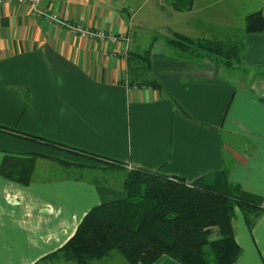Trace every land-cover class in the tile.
Listing matches in <instances>:
<instances>
[{"label":"crops","instance_id":"1","mask_svg":"<svg viewBox=\"0 0 264 264\" xmlns=\"http://www.w3.org/2000/svg\"><path fill=\"white\" fill-rule=\"evenodd\" d=\"M136 1L41 0L39 10L62 24L31 6L0 5V126L123 165L102 172L118 184L69 176L63 162L89 160L0 133V264H55L49 256L94 207L123 198L133 170L192 183L227 169L242 196L264 207V36L245 32L247 17L264 8H243L264 0H194L189 12ZM99 30L118 40L94 37ZM177 34L240 46L241 62L228 69L184 53L169 44ZM148 51L158 86H130L129 58ZM7 156L35 162L30 185L2 176ZM91 171L100 173L83 172ZM234 228L242 249L234 264H264V213L250 229L237 211Z\"/></svg>","mask_w":264,"mask_h":264},{"label":"trees","instance_id":"2","mask_svg":"<svg viewBox=\"0 0 264 264\" xmlns=\"http://www.w3.org/2000/svg\"><path fill=\"white\" fill-rule=\"evenodd\" d=\"M177 12H189L194 0H170ZM247 36H264V13L246 19ZM169 44L184 53H197L228 69L241 62V48L221 42L195 41L181 35ZM151 52L129 58L130 86H153ZM0 133L67 151L108 169L120 170L115 160L20 133L0 126ZM70 170L90 168L63 162ZM85 167V168H84ZM35 162L6 157L4 178L28 186ZM239 211L250 229L264 207L242 196L240 186L230 182L229 171L203 177L192 183L160 172L133 170L124 182L122 199L94 207L83 219L74 237L48 259L67 264H94L115 254L128 264H155L168 256L179 264H234L242 255L236 241L234 220Z\"/></svg>","mask_w":264,"mask_h":264},{"label":"rangeland","instance_id":"3","mask_svg":"<svg viewBox=\"0 0 264 264\" xmlns=\"http://www.w3.org/2000/svg\"><path fill=\"white\" fill-rule=\"evenodd\" d=\"M171 3L172 2L170 0H137L134 3V8H170L169 4H171ZM244 3L245 4H244L243 8H264V4L260 1H258V2L249 1V2H244ZM224 5L226 8H234L233 4H230V3H226ZM234 5L236 6V4H234ZM151 11H152L151 9H148L147 11L144 12V14L147 15ZM147 20H148V22L152 23L153 26L155 25L154 24L155 21L158 22V20L156 18H154L152 14L150 15V17L147 18ZM166 23L170 24V26L168 27L169 29H174V21L167 20ZM168 28H166V29H168ZM245 29H246V22H245ZM173 38H174V36H173ZM77 162H80V161L77 160ZM87 162H89V165H86V166H90V168L83 169L82 171L81 170H65L64 172L69 174V176L84 175L85 177H87V178L89 177L90 179H99V181L100 180L105 181L107 179V181H109V182L113 181L116 184L120 183L119 180L116 178L117 176L112 178L111 176L105 174V172L102 173L105 170L110 171L112 169H108L107 166L100 164V163L93 162V161H87ZM74 165H77V164H74ZM87 169H90V170L98 169L100 171V173L99 172L94 173L93 171H91L90 173L89 172H83L84 170H87ZM114 171L115 170H112V172H114ZM92 174H93V176H92ZM116 174H118V173H116ZM51 176L54 177L55 174H52ZM122 176L123 175H120L119 177H122ZM53 261L55 262V264H67L61 260H56V261L53 260ZM94 264H128V263L123 257H121L118 254H115L111 260L104 261V262H95Z\"/></svg>","mask_w":264,"mask_h":264},{"label":"built area","instance_id":"4","mask_svg":"<svg viewBox=\"0 0 264 264\" xmlns=\"http://www.w3.org/2000/svg\"><path fill=\"white\" fill-rule=\"evenodd\" d=\"M12 3H19L20 5H23V6H31L33 8L35 14L38 17L44 18V19H46L49 22L62 24L60 18L56 14H54L53 12H50V11H40L39 10V5L41 3V0H0V5L12 4ZM64 25H66V24H64ZM66 26H68V25H66ZM79 29L80 28H78V29L74 28L73 30H76V31H80L81 32V30H79ZM92 35L94 37H97V38L101 39V40H104V39H107V38L110 39V40H112L113 42H116L118 40V37L116 35H113V34L112 35H109V34H107L103 30H99V31L93 33ZM129 40L130 39L128 37L125 38V41L127 43L129 42ZM127 82H128V79H127Z\"/></svg>","mask_w":264,"mask_h":264}]
</instances>
